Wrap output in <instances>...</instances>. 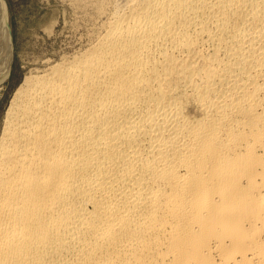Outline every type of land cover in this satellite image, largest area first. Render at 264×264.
<instances>
[{
    "label": "bare ground",
    "instance_id": "obj_1",
    "mask_svg": "<svg viewBox=\"0 0 264 264\" xmlns=\"http://www.w3.org/2000/svg\"><path fill=\"white\" fill-rule=\"evenodd\" d=\"M90 2L1 122L0 264H264V0Z\"/></svg>",
    "mask_w": 264,
    "mask_h": 264
},
{
    "label": "rangeland",
    "instance_id": "obj_2",
    "mask_svg": "<svg viewBox=\"0 0 264 264\" xmlns=\"http://www.w3.org/2000/svg\"><path fill=\"white\" fill-rule=\"evenodd\" d=\"M83 1L87 3L78 1L77 6L76 0H4L8 25L11 27L13 60L7 78L0 84V131L10 98L23 77L32 68L31 66H35L34 69H40L49 60L57 61L62 55L67 56L82 50L90 44L91 39L100 30L104 15L98 17L94 13L95 5L91 6L90 0ZM96 9L98 8L96 7ZM105 9H109V7ZM94 17H97V21ZM99 18L102 19L99 20ZM79 24L81 27L78 26ZM93 31L96 33L92 34ZM87 39L89 41L86 43ZM80 47L81 49H79Z\"/></svg>",
    "mask_w": 264,
    "mask_h": 264
}]
</instances>
